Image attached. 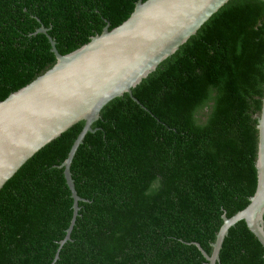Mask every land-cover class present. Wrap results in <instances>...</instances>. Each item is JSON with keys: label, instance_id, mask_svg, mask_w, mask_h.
<instances>
[{"label": "trees", "instance_id": "trees-1", "mask_svg": "<svg viewBox=\"0 0 264 264\" xmlns=\"http://www.w3.org/2000/svg\"><path fill=\"white\" fill-rule=\"evenodd\" d=\"M139 0H0V100L125 21ZM145 1V0H141ZM264 0H229L132 95L108 102L70 171L79 201L54 264H207L222 215L257 185ZM84 125L46 144L0 189V264H51L73 199L61 163ZM264 219V216H263ZM216 264H264L241 220Z\"/></svg>", "mask_w": 264, "mask_h": 264}, {"label": "water", "instance_id": "water-1", "mask_svg": "<svg viewBox=\"0 0 264 264\" xmlns=\"http://www.w3.org/2000/svg\"><path fill=\"white\" fill-rule=\"evenodd\" d=\"M229 0H139L130 16L120 25L92 36L67 54H60L48 28L34 32L48 38L55 63L44 73L0 100V189L46 144L74 124L84 125L61 163L66 185L73 199L72 217L60 248L70 239L78 214L79 201L70 166L73 157L102 108L114 98L132 95L143 79L174 54L199 28ZM258 144L255 168L257 185L249 203L231 217L222 215L212 252L197 248L207 264L219 261V252L229 228L243 220L264 247V94L257 115Z\"/></svg>", "mask_w": 264, "mask_h": 264}]
</instances>
